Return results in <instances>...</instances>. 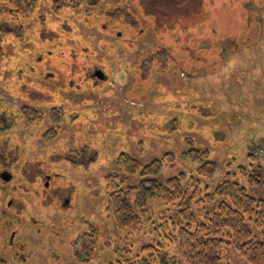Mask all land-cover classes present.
<instances>
[{"label":"rangeland","instance_id":"obj_1","mask_svg":"<svg viewBox=\"0 0 264 264\" xmlns=\"http://www.w3.org/2000/svg\"><path fill=\"white\" fill-rule=\"evenodd\" d=\"M37 1L28 18L1 16V161L13 178L0 205L18 206L23 256L7 245L0 264H161V254L142 259L148 244L191 264L169 224L177 202L156 195L141 222L121 226L105 180L136 186L161 159L164 186L185 175L205 198L233 179L264 199V0ZM197 148L217 163L211 176L186 156ZM122 152L141 168H121ZM221 199L193 206L198 219ZM221 256L249 264L227 237Z\"/></svg>","mask_w":264,"mask_h":264},{"label":"trees","instance_id":"obj_2","mask_svg":"<svg viewBox=\"0 0 264 264\" xmlns=\"http://www.w3.org/2000/svg\"><path fill=\"white\" fill-rule=\"evenodd\" d=\"M59 3V6H64L66 2L62 0ZM37 7V0H0V67L5 58L3 41L10 34L9 31L3 30V26L1 27L3 25L1 16L10 19L28 18ZM32 112L37 114V110ZM6 114L7 112H4L1 116L3 124L7 118ZM186 156H191L198 162L202 161L200 175L211 176L215 173L217 163L209 160L208 150L191 149ZM116 162L130 174L135 173L142 165L128 152H122L116 158ZM163 164V160L156 159L145 166L142 170L143 178L136 186L122 187L120 182L122 180H118L117 174L106 177L113 215L121 226L127 222L132 223L129 220L141 222L144 210L139 208H144L146 203L157 195L169 203H178V210L168 217L169 224L177 229L178 234L175 237L191 264H223L221 247L224 237L231 240L249 264H264V230H258L264 226V199L250 195L245 186L233 179L221 183L216 192L207 194L205 198L199 181H195L194 190L191 192L190 188L183 186L182 180L186 178L185 175L181 178H171L164 186L155 177L160 174V167ZM216 197L222 198L218 209L207 213L202 220L198 219L193 206ZM248 221L254 222L257 228L253 230ZM169 224H166L167 227ZM163 227L167 230L165 226ZM161 248L162 244H148L144 251L149 255H143L142 259L148 260L151 254H161V262L159 261L161 264H178L175 259L167 258Z\"/></svg>","mask_w":264,"mask_h":264},{"label":"flooded vegetation","instance_id":"obj_3","mask_svg":"<svg viewBox=\"0 0 264 264\" xmlns=\"http://www.w3.org/2000/svg\"><path fill=\"white\" fill-rule=\"evenodd\" d=\"M93 76H95V71H94ZM95 77L97 78V76H95ZM2 121L3 120H2V118L0 116V130H1L0 132L3 133L2 130H4V127H3L4 124H3ZM2 146L3 145H0V184L5 185V182H8V181H11L12 180L13 174H11L10 172H8L5 169L6 168V165H5V163H3L1 161L2 160V156H3V152H2L3 147ZM16 207H18V206L14 205L12 200H10L7 203V205H6L5 208L0 205V236H2V239H3L2 240L3 241V244H1L2 242H0V253L3 250H6L7 249L6 246L8 245L9 248L12 250V252L15 254V257L17 256V254H20L21 253L20 252V249H17V247H15V243H16V241H15L16 231L15 230H11V223L14 222V220H16L15 218H18L19 219V216H16V214H12L13 213L12 210L13 209H16ZM9 230H11V231L9 232ZM21 255L23 256L22 253H21Z\"/></svg>","mask_w":264,"mask_h":264},{"label":"water","instance_id":"obj_4","mask_svg":"<svg viewBox=\"0 0 264 264\" xmlns=\"http://www.w3.org/2000/svg\"><path fill=\"white\" fill-rule=\"evenodd\" d=\"M98 75H99L100 77H103V74H102V73H100V72L98 73Z\"/></svg>","mask_w":264,"mask_h":264}]
</instances>
